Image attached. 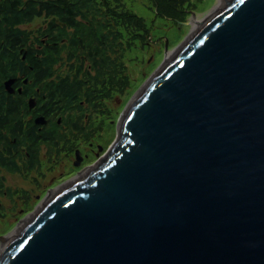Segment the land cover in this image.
Listing matches in <instances>:
<instances>
[{
  "label": "water",
  "instance_id": "obj_1",
  "mask_svg": "<svg viewBox=\"0 0 264 264\" xmlns=\"http://www.w3.org/2000/svg\"><path fill=\"white\" fill-rule=\"evenodd\" d=\"M139 93L0 264H264V0L226 1Z\"/></svg>",
  "mask_w": 264,
  "mask_h": 264
},
{
  "label": "flooded vegetation",
  "instance_id": "obj_2",
  "mask_svg": "<svg viewBox=\"0 0 264 264\" xmlns=\"http://www.w3.org/2000/svg\"><path fill=\"white\" fill-rule=\"evenodd\" d=\"M20 26L23 32L19 51L13 39L0 34V168L17 171L25 183L12 186L11 191L21 192L23 203L31 204L54 198L59 189L78 180L82 176L79 170L90 156L80 152L82 159L76 165L80 135L75 125L84 107L80 108L77 102L68 103L55 89L64 79L56 72L59 66L64 67L61 43L59 52L38 51L45 44L57 43L49 41L46 33L36 45L37 51H29L33 48V30L39 27L32 28L29 22ZM43 28L47 30L48 24ZM16 58L20 59L18 63ZM46 66L48 70L43 71ZM9 79L13 83L7 87ZM79 102L89 106L85 99ZM98 148L102 150L103 146ZM91 151L95 157L92 162L96 163L102 154L93 148Z\"/></svg>",
  "mask_w": 264,
  "mask_h": 264
},
{
  "label": "trees",
  "instance_id": "obj_3",
  "mask_svg": "<svg viewBox=\"0 0 264 264\" xmlns=\"http://www.w3.org/2000/svg\"><path fill=\"white\" fill-rule=\"evenodd\" d=\"M129 1L1 0L0 34L13 39L19 51L23 32L20 25L43 20V24L33 30V50L29 51H37L36 45L48 33L49 41L57 43L55 46L45 44L38 51L59 52L62 46L60 52H65L64 60L69 64V73L59 76L64 79L56 84V91L63 94L68 103L77 102L80 108H83L81 99L95 107L93 101L107 95L102 87L107 89L117 78L123 77L124 52L137 43L141 48L148 45L157 19L181 26L190 10L196 9L198 0ZM140 9L148 16L139 14ZM45 24H48L47 30L43 28ZM19 60L16 58V63ZM47 70L48 66L43 68Z\"/></svg>",
  "mask_w": 264,
  "mask_h": 264
},
{
  "label": "rangeland",
  "instance_id": "obj_4",
  "mask_svg": "<svg viewBox=\"0 0 264 264\" xmlns=\"http://www.w3.org/2000/svg\"><path fill=\"white\" fill-rule=\"evenodd\" d=\"M225 2V0L196 1V9L190 10L187 20L182 21L183 24L179 27L173 21L157 19L152 31V39L148 41L149 44L141 48L140 44L137 43L132 49L124 52L123 77L117 78L113 85H110L107 89L102 87L103 91L107 92V95L93 101L96 104L95 107L90 105L87 107L84 103L82 105L84 109L79 113L80 118L76 119L75 129L80 135L79 150L83 156H90V160L82 166L79 170L80 172L78 171L80 173L79 176L84 175L88 169L95 166L117 141L121 114L129 103L137 97L148 80L164 65L166 59L170 60V57H167V53L170 54V51H177V48L195 34L196 30ZM138 13L148 16L142 9ZM195 17H199V19L206 18L205 21L201 20L198 23L200 26L196 24L198 26L196 29L192 22ZM42 24L43 20H39L32 24V28L39 27ZM166 40H168V52H165ZM63 55L66 57L65 52ZM56 72L60 77L67 76L69 64L64 60V67L59 66ZM100 145L103 146L102 150L98 148ZM91 148L102 154L98 156L96 163L92 162L95 157L92 156ZM104 150L106 151L104 152ZM16 173L17 171L12 168H0V178H3L0 184V254L6 244L10 242V240L8 241L10 235L16 233L17 229L44 202L23 203L21 200L23 194L11 191L12 186L25 183ZM57 181L59 182L60 180H56V183ZM14 200L21 201L17 204L14 203Z\"/></svg>",
  "mask_w": 264,
  "mask_h": 264
},
{
  "label": "bare ground",
  "instance_id": "obj_5",
  "mask_svg": "<svg viewBox=\"0 0 264 264\" xmlns=\"http://www.w3.org/2000/svg\"><path fill=\"white\" fill-rule=\"evenodd\" d=\"M221 1H223V0H221ZM225 1H228V0H225ZM224 4H225V3H224ZM221 6H222V5H221ZM209 16H210V15H209ZM209 16H208V17H209ZM201 20H202V21H205L206 18H204V19H199V17H195L194 21H192L193 24L196 26L195 29H196L198 26H200V24L198 25V23H199ZM196 24H197L198 26H197ZM196 31H197V30H196ZM170 52H171L170 54L167 53V57H170V59H171V57L175 54V51H170ZM167 61H168V58L166 59L165 62L167 63ZM139 94H140V93H139ZM87 172H88V171H87ZM87 172H86V173H87ZM86 173H85V174H86ZM85 174H84V175H85ZM51 198H52V197H51ZM51 198H49V199H51ZM49 199H48V200H49ZM48 200L44 201V202L41 204V206H42L43 204H45ZM41 206H40V207H41ZM23 224H24V223H23ZM23 224L21 225V227L23 226ZM21 227H20V228H21ZM20 228L17 229V230L19 231ZM18 231H16V233H17ZM16 233L10 235V237L8 238V241L11 240V239L16 235ZM8 241H7V242H8ZM7 244H8V243H7ZM7 244H6V245H7Z\"/></svg>",
  "mask_w": 264,
  "mask_h": 264
}]
</instances>
